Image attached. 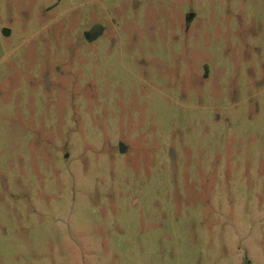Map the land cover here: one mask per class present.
Instances as JSON below:
<instances>
[{
	"label": "rangeland",
	"instance_id": "374dc122",
	"mask_svg": "<svg viewBox=\"0 0 264 264\" xmlns=\"http://www.w3.org/2000/svg\"><path fill=\"white\" fill-rule=\"evenodd\" d=\"M0 264H264V0H0Z\"/></svg>",
	"mask_w": 264,
	"mask_h": 264
},
{
	"label": "flooded vegetation",
	"instance_id": "af4514ba",
	"mask_svg": "<svg viewBox=\"0 0 264 264\" xmlns=\"http://www.w3.org/2000/svg\"><path fill=\"white\" fill-rule=\"evenodd\" d=\"M189 15L190 14H186L184 17L186 24H189L192 21V19H190V20L188 19ZM99 32H100L99 29L96 26H94L90 29V32H87V33L89 34V36L91 37V40H92L99 34Z\"/></svg>",
	"mask_w": 264,
	"mask_h": 264
},
{
	"label": "water",
	"instance_id": "95a60500",
	"mask_svg": "<svg viewBox=\"0 0 264 264\" xmlns=\"http://www.w3.org/2000/svg\"><path fill=\"white\" fill-rule=\"evenodd\" d=\"M193 17H194V15H193V14H190L189 17H188V19L190 20V19H192ZM85 37H86L88 40H91V37L89 36L88 33L85 34ZM125 150H126V148L124 147V145L120 144V145H119V151H120V153H124Z\"/></svg>",
	"mask_w": 264,
	"mask_h": 264
}]
</instances>
